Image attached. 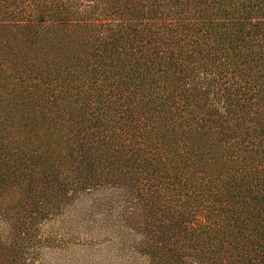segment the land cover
Instances as JSON below:
<instances>
[{
  "label": "trees",
  "instance_id": "16d2710c",
  "mask_svg": "<svg viewBox=\"0 0 264 264\" xmlns=\"http://www.w3.org/2000/svg\"><path fill=\"white\" fill-rule=\"evenodd\" d=\"M100 186L147 264H264V0H0V264Z\"/></svg>",
  "mask_w": 264,
  "mask_h": 264
},
{
  "label": "rangeland",
  "instance_id": "374dc122",
  "mask_svg": "<svg viewBox=\"0 0 264 264\" xmlns=\"http://www.w3.org/2000/svg\"><path fill=\"white\" fill-rule=\"evenodd\" d=\"M130 199L126 190L110 186L77 192L60 213L37 219L27 258L35 264H147L148 256L141 251L143 225L127 223L135 210ZM10 201V196L5 198V203ZM6 207L1 205L4 212ZM12 215L0 217L5 235L19 225ZM36 237L42 242L35 243Z\"/></svg>",
  "mask_w": 264,
  "mask_h": 264
}]
</instances>
